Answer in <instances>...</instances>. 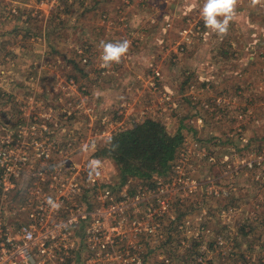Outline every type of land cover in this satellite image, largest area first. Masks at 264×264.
<instances>
[{
  "label": "rangeland",
  "instance_id": "1",
  "mask_svg": "<svg viewBox=\"0 0 264 264\" xmlns=\"http://www.w3.org/2000/svg\"><path fill=\"white\" fill-rule=\"evenodd\" d=\"M204 3L0 0V144L27 147L11 205L45 206L43 264H264V8L240 0L221 38ZM121 40L127 57L101 68L100 42ZM147 118L182 145L124 181L112 138Z\"/></svg>",
  "mask_w": 264,
  "mask_h": 264
},
{
  "label": "built area",
  "instance_id": "2",
  "mask_svg": "<svg viewBox=\"0 0 264 264\" xmlns=\"http://www.w3.org/2000/svg\"><path fill=\"white\" fill-rule=\"evenodd\" d=\"M2 143L0 144V264H43L45 253L49 257L54 256L52 250L45 249L49 241L47 235L49 230L44 229L47 220L45 206L43 203H38L39 200L35 205L22 203L17 210H13L11 205L22 172L29 162L27 147L19 139L13 138H8ZM30 146L45 158L50 155L51 149L45 142L33 139ZM19 150L21 153H18ZM23 213L26 220L19 224L17 230H13L9 218L18 217Z\"/></svg>",
  "mask_w": 264,
  "mask_h": 264
},
{
  "label": "trees",
  "instance_id": "3",
  "mask_svg": "<svg viewBox=\"0 0 264 264\" xmlns=\"http://www.w3.org/2000/svg\"><path fill=\"white\" fill-rule=\"evenodd\" d=\"M112 141L109 151L125 181L130 176L149 178L169 170L183 136L169 133L162 122L147 118L121 129Z\"/></svg>",
  "mask_w": 264,
  "mask_h": 264
},
{
  "label": "clouds",
  "instance_id": "4",
  "mask_svg": "<svg viewBox=\"0 0 264 264\" xmlns=\"http://www.w3.org/2000/svg\"><path fill=\"white\" fill-rule=\"evenodd\" d=\"M240 0H205L201 9V18L204 26L215 33L217 36L223 38L228 35L230 25L237 18V8ZM252 7L264 8V0H251ZM102 49L100 55V67L104 69H111L114 64L118 65L127 57L130 49V42L128 40H121L117 42L101 41L99 45ZM94 147V145L92 146ZM90 146L84 144L81 150L89 151ZM101 161L89 160L87 164L89 179L99 178L101 175ZM48 205L58 210L60 204L51 197L47 199Z\"/></svg>",
  "mask_w": 264,
  "mask_h": 264
}]
</instances>
